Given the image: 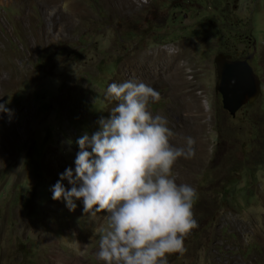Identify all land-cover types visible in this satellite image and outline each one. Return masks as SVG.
Wrapping results in <instances>:
<instances>
[{
	"label": "rangeland",
	"instance_id": "obj_1",
	"mask_svg": "<svg viewBox=\"0 0 264 264\" xmlns=\"http://www.w3.org/2000/svg\"><path fill=\"white\" fill-rule=\"evenodd\" d=\"M49 3L0 0V103L12 109L0 113V264H104L105 213L85 214L82 200L69 211L52 188L74 171L77 139L110 117L109 84L125 81L160 93L149 110L167 118L175 146L196 142L173 171L197 191L198 227L169 264H264V0ZM253 42L261 93L231 117L213 61L244 58ZM36 145L37 183L24 159Z\"/></svg>",
	"mask_w": 264,
	"mask_h": 264
},
{
	"label": "clouds",
	"instance_id": "obj_2",
	"mask_svg": "<svg viewBox=\"0 0 264 264\" xmlns=\"http://www.w3.org/2000/svg\"><path fill=\"white\" fill-rule=\"evenodd\" d=\"M106 97L116 106L109 118L98 121V131L77 139L75 169L60 175L52 199H63L72 212L75 201L82 200L85 214L105 213L107 227L96 252L104 264H169L170 255L187 251L185 238L198 227L197 191L178 184L173 171L180 158L195 156L196 142L190 136L183 147L171 142L175 133L167 118L149 110L161 99L151 86L113 82ZM0 113L11 116L12 109L0 103ZM65 179L70 190L61 183Z\"/></svg>",
	"mask_w": 264,
	"mask_h": 264
},
{
	"label": "water",
	"instance_id": "obj_3",
	"mask_svg": "<svg viewBox=\"0 0 264 264\" xmlns=\"http://www.w3.org/2000/svg\"><path fill=\"white\" fill-rule=\"evenodd\" d=\"M251 57L232 60L229 55L218 54L214 58L217 77L214 89L231 117L260 96V80L248 64Z\"/></svg>",
	"mask_w": 264,
	"mask_h": 264
},
{
	"label": "trees",
	"instance_id": "obj_4",
	"mask_svg": "<svg viewBox=\"0 0 264 264\" xmlns=\"http://www.w3.org/2000/svg\"><path fill=\"white\" fill-rule=\"evenodd\" d=\"M40 151L38 146H30L25 154V162L31 168L35 182L41 179V166L39 162Z\"/></svg>",
	"mask_w": 264,
	"mask_h": 264
},
{
	"label": "bare ground",
	"instance_id": "obj_5",
	"mask_svg": "<svg viewBox=\"0 0 264 264\" xmlns=\"http://www.w3.org/2000/svg\"><path fill=\"white\" fill-rule=\"evenodd\" d=\"M7 1H9L10 4L13 3V0H7ZM40 1H42V2H47V3L50 5L49 2H50L51 0H40ZM61 1H62V0H58L59 3H61ZM69 1H70V0H69ZM59 3H58V4H59ZM71 3H72V2H71ZM72 4H74V3H72ZM76 8H77V6L74 7V9H76ZM65 9H66L67 11L64 12V15H65L68 19L73 18V14H74V13H73V12H69L71 8L69 9V8H68V5H67V6L65 7Z\"/></svg>",
	"mask_w": 264,
	"mask_h": 264
},
{
	"label": "flooded vegetation",
	"instance_id": "obj_6",
	"mask_svg": "<svg viewBox=\"0 0 264 264\" xmlns=\"http://www.w3.org/2000/svg\"><path fill=\"white\" fill-rule=\"evenodd\" d=\"M252 46H253V48H254V51H253L252 53H250L249 55H247L246 57L240 59V60H243V59L248 58L249 56H252L250 59H248V64H249V65H250V61L254 59V57H255V52H256L254 42H253ZM231 59H232V58H231ZM234 59H238V58H234ZM232 60H233V59H232Z\"/></svg>",
	"mask_w": 264,
	"mask_h": 264
}]
</instances>
